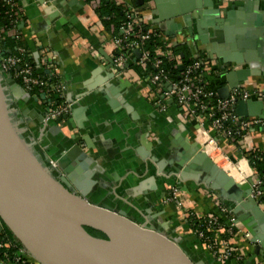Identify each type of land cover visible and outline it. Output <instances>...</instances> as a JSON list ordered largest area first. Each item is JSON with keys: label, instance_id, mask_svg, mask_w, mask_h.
<instances>
[{"label": "water", "instance_id": "obj_1", "mask_svg": "<svg viewBox=\"0 0 264 264\" xmlns=\"http://www.w3.org/2000/svg\"><path fill=\"white\" fill-rule=\"evenodd\" d=\"M145 1H152L159 10L158 21L163 23L160 27L166 34L172 33L175 27L172 22L176 19L188 34L198 39H205L208 28H212L214 40L218 42L225 39L222 29L237 10L235 0ZM43 2L37 0L39 4ZM135 4L142 6L144 0H135ZM204 6L213 10L206 12L205 17L216 15L213 25L200 20ZM49 9L47 6L43 12L48 13ZM241 17L246 29L236 35L243 36L235 38L228 34L225 40L229 47L220 52L218 69L226 80L225 89L219 90L223 99L229 89L239 87L250 77L264 76V16L254 14L252 8L246 6L242 8ZM58 22L63 23L61 18ZM135 53L139 54L137 50ZM178 68L181 71L183 65ZM232 80L236 81L235 85ZM126 82L122 74H107L96 85L94 94L108 98V91L114 92L112 84L122 86ZM262 87L264 91V83ZM66 99L71 101L68 95ZM234 111L241 117L264 119L261 101H239ZM168 112L166 109L162 113ZM79 113L80 109L71 107L70 117L63 116L68 129H77L74 134L64 133L62 125L47 118L44 108L0 63V220L40 264H213L197 252L195 245L189 246L192 241H198L195 233L183 236L165 222L157 221L163 201L170 198V190L187 189L182 183L188 179L207 183L250 234L255 248L246 264L264 250V210L250 195L251 179L236 182L212 161L205 146L196 141L195 131L188 130L174 115L169 116V120L181 133L173 129V141L162 137L163 123L158 119V128L148 122L140 125L136 135V151L146 162L147 174L144 181L130 189L143 194L142 202L131 198L130 207L125 208L119 200L124 196L122 187L128 186V182L113 190L118 197L111 193L106 200L88 196L73 182L69 170L76 165L99 174L103 169L84 152L91 138L89 131L84 132ZM164 149L167 156L162 158ZM230 160L233 162L235 158L230 156ZM104 174L99 179L100 184L111 191ZM159 199L162 202L157 201ZM154 203L160 209L157 213L150 210ZM85 226L101 231L106 238L90 235Z\"/></svg>", "mask_w": 264, "mask_h": 264}, {"label": "crops", "instance_id": "obj_2", "mask_svg": "<svg viewBox=\"0 0 264 264\" xmlns=\"http://www.w3.org/2000/svg\"><path fill=\"white\" fill-rule=\"evenodd\" d=\"M125 2L137 6L135 0H125ZM17 3L23 15V20L17 29H8L6 34L16 36L25 42L28 55L38 64L39 71L41 65L38 62V48L47 46L50 54H54L58 79L64 87V98L66 99L68 95L72 107L80 109V123L85 129L84 132L89 131L90 134L89 148H84V152L103 169L102 173L95 174L94 170L85 171L76 167V165L72 166L69 171L70 175H73V182L88 196H95L104 200L108 199L107 196L110 193L113 194V197H118L113 190L122 183L128 182V186L124 187L123 185L122 187L124 196L115 199L121 200L125 208L130 207L128 200L131 198L142 202L143 194H139L140 191L134 193L130 189L140 181H144L147 174L146 162L137 153L135 147L138 145L136 135L139 134L140 125L149 122L154 123L158 128L156 123L158 119L163 123L160 127L163 131L162 137L167 136V141H173L175 132L177 134L180 132L177 128L175 130V125L173 126V123L169 120V116L174 115V118H178L188 130L195 131L196 141L203 144L205 137L198 131L199 122L194 117L180 113L174 104L167 108L169 109L168 114L160 112L153 104L150 94L151 88L146 81V76L141 74L136 65L129 64L121 72L116 70L111 62L112 47L108 31L95 12L96 8H93L89 2L85 0H44L43 3L39 4L37 0H18ZM47 6L50 9L48 13H44L43 9ZM246 6L252 8L254 14H263L264 16V0H235L237 10H235L231 20L227 22L226 27L222 29V37L226 40L229 35L235 38L243 36H237L236 34L246 29V25L241 20L242 8ZM138 8L143 21L159 30L174 46L183 49L184 51L181 53H184L188 59L190 57L204 58L216 70L218 67L220 68V52H224L229 46L225 39L221 42L214 40L215 35L212 34V28H208V24V32L205 33L207 36L205 35L203 40L188 34L183 28V24L176 19L173 22L171 20L175 27L169 35L166 34L163 28L161 29L160 26L164 25L158 21L157 12L159 10L152 1L144 0V4L138 6ZM208 11L213 10L205 8V6L201 8L200 20L213 25L216 15L212 14L211 18H207L205 15ZM60 18L63 23L58 22ZM171 22L168 23L167 29ZM193 28L195 33V26ZM218 70L216 72L212 71L207 75V78L210 80V84L216 86L215 88L221 96L219 90L225 89L226 80L225 76L221 75L220 70ZM110 73L115 76L122 74L127 81L126 84L122 86L117 83L112 84L114 92L108 91V98H105L103 94L95 95L96 85ZM256 81L259 83L258 87L253 85L255 82L252 83L249 80L241 82L240 86L255 87L264 93L262 87L264 76L258 77ZM235 82V80L231 81L233 85L236 84ZM222 91L225 92V90ZM161 116H164L165 119ZM68 117H70V113ZM64 123V125L57 123L62 125L61 129L64 133H77L76 128L68 129L66 121ZM152 136L150 135V137ZM127 139H130V141L127 142ZM219 143L229 159L230 156H237L236 146L224 140H219ZM240 146L264 150V129H252L247 137L241 141ZM208 149L211 152L215 149L205 146V151L213 160L215 156L212 153L210 155ZM166 153L167 150L164 149L161 157L167 156ZM216 155L218 156L217 161L213 160L216 165L233 175L234 168L232 165L224 161L220 154ZM70 165L72 164L70 163ZM238 165L241 166V174H244L247 171L246 166L242 162H239ZM103 173H105L106 181L111 184V191L106 190L100 184L99 179L103 177ZM239 177L240 175L238 178H233L239 179ZM182 185H187V189L170 190V196L173 195L174 199L169 198L163 201L164 207L157 221L165 222L168 227L175 228V231L182 233L183 236L192 233L189 226L184 222V218L189 213L202 217L209 214L220 215L219 206H223L228 210L207 183L188 179ZM146 189L147 187H145ZM108 201L113 203L110 199ZM157 201L162 202V199ZM141 207L144 206L141 205ZM150 210L152 213L160 211L157 203H154ZM256 226L258 227L259 224ZM242 228L245 230L243 226ZM220 234L219 231L215 230L214 239L218 245V251L223 250V239ZM229 244L241 256L240 261L233 258L217 259L205 246H200L199 241H192L189 246L195 245L197 252L201 253V256L204 254L207 262L210 260L213 264H246L248 258L254 254L255 244L251 240L246 241L240 235H234L229 240ZM262 259L264 260V250L252 258L250 264H255L256 261Z\"/></svg>", "mask_w": 264, "mask_h": 264}, {"label": "built area", "instance_id": "obj_3", "mask_svg": "<svg viewBox=\"0 0 264 264\" xmlns=\"http://www.w3.org/2000/svg\"><path fill=\"white\" fill-rule=\"evenodd\" d=\"M85 1L89 2L93 8L100 5V0ZM112 1L122 5L121 17L115 22H111L107 28L112 47L111 62L113 66L118 72H121L129 64L136 65L141 74L146 76V81L151 88L153 104L160 112L174 104L180 113L194 117L199 122L198 131L205 137L203 146H212L227 163L232 165L235 171H240L239 162L244 163L247 171L235 181L242 183L250 178V195L264 210V173H257L249 163V156L252 152H261V158H264V150L240 146L241 141L252 129H264V119L257 116L241 117L234 111V106L239 101H261L264 104V93L260 89L245 85L229 89L227 97L221 98L217 89L210 85L211 82L207 78L208 74L212 71L216 72L218 69L216 70L208 64L207 60L200 57H190V61L183 65V69L179 71L177 79H172L165 64L174 61L171 50L173 44L159 30L143 21L138 6L127 3L125 0ZM12 4L16 6L15 2ZM16 7L17 10L12 15L18 17V13L21 11L18 6ZM135 50L138 51V55ZM17 51L19 52L18 56L0 54L1 66L29 93L33 91L34 87H37L36 93H30L31 96L44 108L47 118L55 119L58 124L64 125L63 116L69 115L72 102L64 98V87L59 81L51 86L55 91L54 98H59L58 103L54 102V98L45 88L47 86L46 78H58L54 54H50L47 46L38 48V62L44 74L38 76L34 74L32 66L24 62L22 58V55H26V59L29 57L26 49L19 47ZM169 100L171 104L168 103ZM219 140L236 146L235 161L232 162L223 152L222 147L219 146ZM170 198L174 199L173 195ZM219 209L220 215L209 214L204 217V225L206 229L214 228L222 235L224 234L228 240H222L223 250L221 251L216 250L212 243L205 244V248L217 259L233 258L240 261L241 256L232 251L229 240L234 235H240L248 241L250 234L242 228L225 207L219 206ZM195 235L198 240L207 238L202 230L196 232ZM215 245L217 246L216 241ZM0 264L40 263L30 256L22 246L2 237L0 238ZM255 264H264V260H258Z\"/></svg>", "mask_w": 264, "mask_h": 264}, {"label": "trees", "instance_id": "obj_4", "mask_svg": "<svg viewBox=\"0 0 264 264\" xmlns=\"http://www.w3.org/2000/svg\"><path fill=\"white\" fill-rule=\"evenodd\" d=\"M15 2L16 6L18 3V0H0V54L7 56V55H19V52L17 51V48L23 47L26 49V52H28V48L26 47L25 42L22 39L17 38L16 36H10L6 34V31L11 28H18V25L23 20L22 13H18L17 16H13V12L17 10V7L14 6L12 3ZM121 9L122 5L119 3H115L112 0H100V5L97 7L95 12L97 13L99 19L101 20L103 26L107 29L109 24L111 22H115L118 18L121 17ZM16 17V18H15ZM151 45V43H149ZM172 54L174 56V61L172 63H166L165 68L170 71L171 78L176 80L179 74V68L178 66L180 64L185 65L190 61L186 57V55L181 53L184 51L183 49H179V47L172 46L171 48ZM22 58L24 59V62H27L32 66L33 72L35 75L42 76V71H39V66L36 64L32 57H28L26 59V55H22ZM174 64L176 65L174 67ZM19 67L21 65L19 64ZM38 67V68H37ZM47 86L45 87L49 94L54 98L55 91L51 87L54 83L59 81L58 78H46ZM212 85V84H210ZM213 87H216L212 85ZM37 87L33 88V91H30V93H36ZM54 102L58 103L59 98H54ZM234 155V154H233ZM235 156V155H234ZM261 152H252L249 156V163L252 167H254L257 171V173H264V158H261ZM204 217H198L195 214H188L186 218H184V222L189 226V229L191 232L196 233L199 230H202L207 238H201L199 239V245L205 246V244L212 243L214 248L217 250L218 245H215V239H214V228H208L206 229V226L204 225ZM0 238L4 237L5 239L10 240L11 242H14L21 246V244L13 237L9 229L4 225V223L0 220ZM84 229L92 236L97 238H103L105 239L106 236L101 231L94 229L92 227L85 226ZM222 235L221 238L224 240H228V237ZM203 251V248H202ZM232 251L236 253V251L232 248Z\"/></svg>", "mask_w": 264, "mask_h": 264}, {"label": "rangeland", "instance_id": "obj_5", "mask_svg": "<svg viewBox=\"0 0 264 264\" xmlns=\"http://www.w3.org/2000/svg\"><path fill=\"white\" fill-rule=\"evenodd\" d=\"M256 80H258V76H253V77H251V78H249V81L250 82H252V83H254L255 82V84H253L255 87H258L259 86V83L256 81ZM206 129H207V127L206 126H204ZM219 146H220V143H219ZM220 148H221V146H220ZM208 152H209V154L211 155V153L213 154H219L218 152H216V150L215 151H210L209 149H208ZM225 161V160H224ZM229 175H230V173L229 172H227ZM239 175H241V169H240V171H235L234 170V173H233V175H232V177H235V178H238V176ZM263 189H264V186H263Z\"/></svg>", "mask_w": 264, "mask_h": 264}, {"label": "bare ground", "instance_id": "obj_6", "mask_svg": "<svg viewBox=\"0 0 264 264\" xmlns=\"http://www.w3.org/2000/svg\"><path fill=\"white\" fill-rule=\"evenodd\" d=\"M204 140H205V139H204ZM203 143H204V142H203ZM207 146H209V145H207ZM210 147H212V146H210ZM206 153H207V152H206ZM212 155L215 156V157L213 158V160L216 162L217 159H218V156H217L216 154H212ZM208 156H209V155H208ZM209 157H210V156H209ZM213 160H212V161H213ZM214 161H213V162H214ZM215 162H214V163H215ZM215 164H216V163H215ZM218 167H219V166H218ZM238 167L241 168L240 165H238ZM220 168H221V167H220ZM221 169H223V168H221ZM223 170H224V169H223ZM224 171H226V170H224ZM226 172H227V171H226ZM230 176L232 177L231 172H230ZM234 179H235V178H234ZM235 180H238V179H235Z\"/></svg>", "mask_w": 264, "mask_h": 264}]
</instances>
